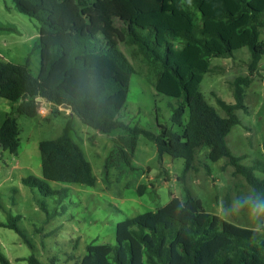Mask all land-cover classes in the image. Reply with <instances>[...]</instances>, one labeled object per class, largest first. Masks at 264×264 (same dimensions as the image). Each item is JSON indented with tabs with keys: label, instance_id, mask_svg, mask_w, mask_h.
Masks as SVG:
<instances>
[{
	"label": "trees",
	"instance_id": "1",
	"mask_svg": "<svg viewBox=\"0 0 264 264\" xmlns=\"http://www.w3.org/2000/svg\"><path fill=\"white\" fill-rule=\"evenodd\" d=\"M12 1L19 12L41 23L35 44L40 54L37 75L31 54L22 63L0 62V97L18 104L16 115L36 118V98L42 97L56 107L65 106L101 134L123 132L114 139L106 176L121 162L131 166L139 135L155 143L161 160L170 156L185 161L179 177L184 198L173 196L156 211L126 218L117 224L115 244H89L77 264H264V236L253 238L249 228L219 221L186 182L187 174L197 170L199 151L207 148V159H227L250 187L264 192V178L257 175L264 173V162L246 166L241 163L244 157L235 156L227 144L232 129L241 124L237 112H249L246 88L264 57V0ZM121 47L148 66L147 76L154 79L157 93L177 100L171 120L181 133L159 123L153 132L119 119L138 73ZM243 48L251 54L249 75L235 80V103L216 97L226 114L222 116L202 93L201 84L213 58H234ZM20 135L17 118L8 115L0 128V148L17 155ZM39 149L42 177L23 179L28 188L62 205L69 189H54L50 182L96 186L93 166L74 138L71 120L59 138L40 142ZM138 191L144 194L145 187ZM42 208L48 220L65 210ZM20 219L8 212L0 227L15 231L34 247ZM27 261L41 264L35 256ZM0 264H12L1 249Z\"/></svg>",
	"mask_w": 264,
	"mask_h": 264
},
{
	"label": "rangeland",
	"instance_id": "2",
	"mask_svg": "<svg viewBox=\"0 0 264 264\" xmlns=\"http://www.w3.org/2000/svg\"><path fill=\"white\" fill-rule=\"evenodd\" d=\"M40 27L38 20L19 12L12 0H0V62L22 63L31 54L32 71L37 75L40 54L35 44L40 37ZM261 39L264 41V29ZM121 48L138 73L132 77L128 101L119 119L153 132L159 130V123L181 133L182 128L171 120L172 106H177V100L157 93L154 79L147 76L151 72L148 66L131 55L128 48ZM250 58V51L243 48L235 52L234 58L211 60V72L205 75L201 91L222 116L226 114L217 105L216 97L235 103L234 82L238 77L249 75ZM245 102L249 112H237L241 124L232 129L227 144L235 156L244 157L241 163L250 166L257 160L264 162V57L259 72L246 88ZM17 106L0 97V128L11 115L17 118L21 130L17 155L0 148V223L7 222L8 212L20 216L18 224L34 247L15 231L0 227V249L12 264H29L27 259L31 256L41 264H77L85 256L89 244H115L117 224L126 218L156 211L173 196L185 197L184 185L179 181L185 161L170 156L161 160L155 143L145 136L139 135L136 139L131 166L121 162L111 167L106 176L105 165L114 149V139L121 138L123 132L101 134L64 106L58 110L49 106V113L38 114L36 118L16 115ZM40 109H44L42 103ZM188 119L189 112L184 122ZM69 120L73 122L75 140L93 166L97 184L89 187L50 182L54 189H69V197L58 205L53 198L44 197L22 181L32 176L42 177L40 142L59 138ZM208 151L207 148L199 151L195 163L197 170L187 174L186 182L192 194L202 200L204 209L214 214L218 201L228 202L250 186L227 159L217 163L207 159ZM116 152L117 149L115 156ZM257 175L264 178V173L257 172ZM140 186L145 187L142 195L138 191ZM42 205L49 212L55 208L60 212L65 210L48 220ZM234 224L250 227L246 217L236 219Z\"/></svg>",
	"mask_w": 264,
	"mask_h": 264
},
{
	"label": "clouds",
	"instance_id": "3",
	"mask_svg": "<svg viewBox=\"0 0 264 264\" xmlns=\"http://www.w3.org/2000/svg\"><path fill=\"white\" fill-rule=\"evenodd\" d=\"M214 215L219 221L233 225L235 220L246 217L249 231L256 236H264V192L250 187L230 201L220 200L215 207Z\"/></svg>",
	"mask_w": 264,
	"mask_h": 264
},
{
	"label": "built area",
	"instance_id": "4",
	"mask_svg": "<svg viewBox=\"0 0 264 264\" xmlns=\"http://www.w3.org/2000/svg\"><path fill=\"white\" fill-rule=\"evenodd\" d=\"M40 103H42L43 104V106H44V109H40ZM45 104H46V106H45ZM36 105H37V111H38V114H47V113H49V109L48 108H50L51 106H53V107H56V106H54V104H52V103H50L49 101H47V100H45L44 98H42V97H37L36 98ZM42 106V105H41ZM50 106V107H49ZM47 107V108H46ZM60 106H58V107H56L57 109L59 108ZM65 107V106H64Z\"/></svg>",
	"mask_w": 264,
	"mask_h": 264
},
{
	"label": "crops",
	"instance_id": "5",
	"mask_svg": "<svg viewBox=\"0 0 264 264\" xmlns=\"http://www.w3.org/2000/svg\"><path fill=\"white\" fill-rule=\"evenodd\" d=\"M166 158V157H165Z\"/></svg>",
	"mask_w": 264,
	"mask_h": 264
}]
</instances>
